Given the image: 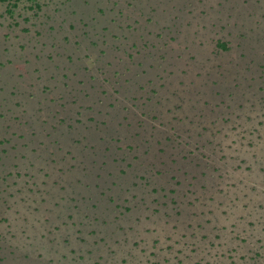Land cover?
Instances as JSON below:
<instances>
[{"label": "rangeland", "instance_id": "rangeland-1", "mask_svg": "<svg viewBox=\"0 0 264 264\" xmlns=\"http://www.w3.org/2000/svg\"><path fill=\"white\" fill-rule=\"evenodd\" d=\"M0 264H264V0L1 1Z\"/></svg>", "mask_w": 264, "mask_h": 264}, {"label": "trees", "instance_id": "trees-1", "mask_svg": "<svg viewBox=\"0 0 264 264\" xmlns=\"http://www.w3.org/2000/svg\"><path fill=\"white\" fill-rule=\"evenodd\" d=\"M1 1H7V0H0V2H1ZM219 45L222 46V47H224V48L227 47L226 43H222V42H220Z\"/></svg>", "mask_w": 264, "mask_h": 264}]
</instances>
